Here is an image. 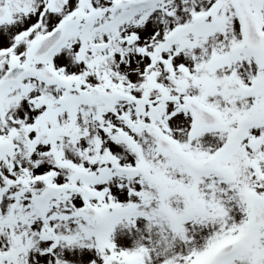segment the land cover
Here are the masks:
<instances>
[{"label":"snow or ice","instance_id":"1","mask_svg":"<svg viewBox=\"0 0 264 264\" xmlns=\"http://www.w3.org/2000/svg\"><path fill=\"white\" fill-rule=\"evenodd\" d=\"M0 264H264V0H0Z\"/></svg>","mask_w":264,"mask_h":264}]
</instances>
